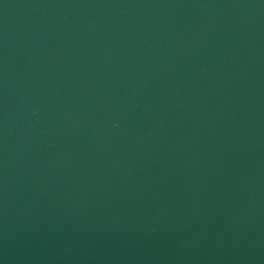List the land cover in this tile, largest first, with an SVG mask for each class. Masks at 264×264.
<instances>
[{"label":"water","instance_id":"obj_1","mask_svg":"<svg viewBox=\"0 0 264 264\" xmlns=\"http://www.w3.org/2000/svg\"><path fill=\"white\" fill-rule=\"evenodd\" d=\"M0 264H264V0H0Z\"/></svg>","mask_w":264,"mask_h":264}]
</instances>
